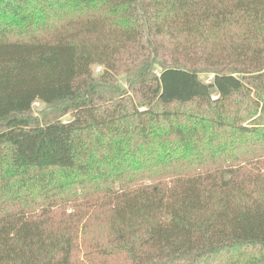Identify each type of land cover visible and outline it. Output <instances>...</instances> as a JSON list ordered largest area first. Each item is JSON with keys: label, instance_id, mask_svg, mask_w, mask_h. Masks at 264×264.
<instances>
[{"label": "trees", "instance_id": "16d2710c", "mask_svg": "<svg viewBox=\"0 0 264 264\" xmlns=\"http://www.w3.org/2000/svg\"><path fill=\"white\" fill-rule=\"evenodd\" d=\"M0 264H264V0H0Z\"/></svg>", "mask_w": 264, "mask_h": 264}, {"label": "rangeland", "instance_id": "374dc122", "mask_svg": "<svg viewBox=\"0 0 264 264\" xmlns=\"http://www.w3.org/2000/svg\"><path fill=\"white\" fill-rule=\"evenodd\" d=\"M102 68L103 67L101 65H95L94 66V72L96 74H99L101 72ZM200 76L205 81H210L212 79V75L208 74V73H201ZM118 80H119L121 85H123V86L127 85V81H126L127 79H126L125 75H120L118 77ZM32 111H33L34 117L36 119H38V121L46 120L48 115H50L49 111L47 110V105L45 103L41 102L40 100H37L34 102ZM61 117L65 121H68L69 119H71L70 114H66V115H63ZM96 261H99V259H97Z\"/></svg>", "mask_w": 264, "mask_h": 264}]
</instances>
